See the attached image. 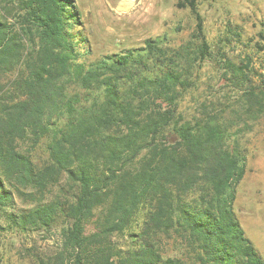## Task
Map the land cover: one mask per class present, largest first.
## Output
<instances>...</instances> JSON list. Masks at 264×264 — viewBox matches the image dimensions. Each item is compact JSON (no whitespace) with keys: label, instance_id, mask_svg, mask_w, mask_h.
<instances>
[{"label":"trees","instance_id":"obj_1","mask_svg":"<svg viewBox=\"0 0 264 264\" xmlns=\"http://www.w3.org/2000/svg\"><path fill=\"white\" fill-rule=\"evenodd\" d=\"M177 1L188 40L89 61L73 0H0V210L57 236L38 264H264L233 208L247 159L224 110H181L212 48L196 0ZM223 68L245 86L242 65ZM255 75L243 97L261 115ZM14 198L30 207L7 213Z\"/></svg>","mask_w":264,"mask_h":264},{"label":"rangeland","instance_id":"obj_2","mask_svg":"<svg viewBox=\"0 0 264 264\" xmlns=\"http://www.w3.org/2000/svg\"><path fill=\"white\" fill-rule=\"evenodd\" d=\"M73 2L80 21L75 31L87 39L89 61L140 47L147 39L166 37L170 45L177 46L188 40L195 26L191 12L179 8L177 0ZM196 4L212 50L197 70L196 88L185 95L181 110L187 117L201 103L224 110L226 143L243 150L247 159L233 208L245 237L264 260V113L255 115V108L243 97L247 85L260 84L255 72L264 73V0H196ZM226 60L242 65L245 86L234 84L231 72L223 68ZM29 207L14 198L5 210L17 213ZM57 244L56 235L19 232L0 210V264H38L39 254L48 255ZM167 248L172 251V241Z\"/></svg>","mask_w":264,"mask_h":264}]
</instances>
